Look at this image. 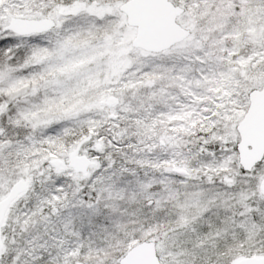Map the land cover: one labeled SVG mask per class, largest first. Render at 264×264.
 Segmentation results:
<instances>
[{
	"label": "snow or ice",
	"instance_id": "6c2138e0",
	"mask_svg": "<svg viewBox=\"0 0 264 264\" xmlns=\"http://www.w3.org/2000/svg\"><path fill=\"white\" fill-rule=\"evenodd\" d=\"M0 264H264V0H0Z\"/></svg>",
	"mask_w": 264,
	"mask_h": 264
}]
</instances>
